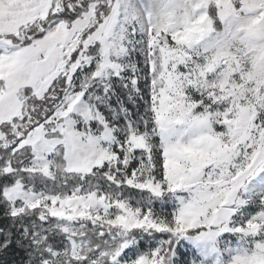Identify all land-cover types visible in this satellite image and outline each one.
Segmentation results:
<instances>
[{
    "label": "snow or ice",
    "instance_id": "obj_1",
    "mask_svg": "<svg viewBox=\"0 0 264 264\" xmlns=\"http://www.w3.org/2000/svg\"><path fill=\"white\" fill-rule=\"evenodd\" d=\"M0 264H264V0H0Z\"/></svg>",
    "mask_w": 264,
    "mask_h": 264
}]
</instances>
